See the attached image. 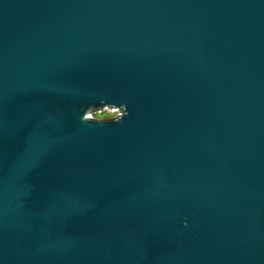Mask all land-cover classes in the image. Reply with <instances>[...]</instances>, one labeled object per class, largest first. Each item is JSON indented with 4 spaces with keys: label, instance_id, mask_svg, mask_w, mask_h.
<instances>
[{
    "label": "water",
    "instance_id": "water-1",
    "mask_svg": "<svg viewBox=\"0 0 264 264\" xmlns=\"http://www.w3.org/2000/svg\"><path fill=\"white\" fill-rule=\"evenodd\" d=\"M0 264H264V0H0Z\"/></svg>",
    "mask_w": 264,
    "mask_h": 264
},
{
    "label": "rangeland",
    "instance_id": "rangeland-1",
    "mask_svg": "<svg viewBox=\"0 0 264 264\" xmlns=\"http://www.w3.org/2000/svg\"><path fill=\"white\" fill-rule=\"evenodd\" d=\"M116 114H117V112H115L112 109H103L100 111L91 112L87 116H90V117L95 118V119H107V118L114 117Z\"/></svg>",
    "mask_w": 264,
    "mask_h": 264
}]
</instances>
